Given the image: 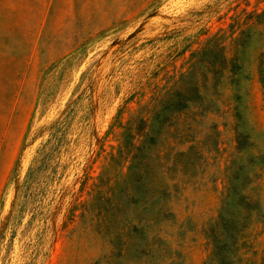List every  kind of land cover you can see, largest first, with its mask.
Wrapping results in <instances>:
<instances>
[{
    "label": "rangeland",
    "instance_id": "1",
    "mask_svg": "<svg viewBox=\"0 0 264 264\" xmlns=\"http://www.w3.org/2000/svg\"><path fill=\"white\" fill-rule=\"evenodd\" d=\"M0 264H264V0H0Z\"/></svg>",
    "mask_w": 264,
    "mask_h": 264
},
{
    "label": "trees",
    "instance_id": "2",
    "mask_svg": "<svg viewBox=\"0 0 264 264\" xmlns=\"http://www.w3.org/2000/svg\"><path fill=\"white\" fill-rule=\"evenodd\" d=\"M231 74L235 75L236 73L234 71H232Z\"/></svg>",
    "mask_w": 264,
    "mask_h": 264
}]
</instances>
